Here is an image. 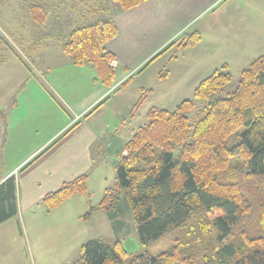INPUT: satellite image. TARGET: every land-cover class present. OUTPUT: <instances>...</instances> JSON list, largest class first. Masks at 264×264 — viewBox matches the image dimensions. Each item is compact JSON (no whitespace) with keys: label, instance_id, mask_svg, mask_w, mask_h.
<instances>
[{"label":"trees","instance_id":"1","mask_svg":"<svg viewBox=\"0 0 264 264\" xmlns=\"http://www.w3.org/2000/svg\"><path fill=\"white\" fill-rule=\"evenodd\" d=\"M111 1L121 12L146 0ZM28 9L35 26L45 28L46 3L32 1ZM117 33L114 15L85 22L69 30L60 49L73 64H89L97 79L111 87L116 75L114 55L105 44ZM200 39L197 31H186L167 48L192 47ZM230 79L223 65L199 82L194 99H208ZM143 97L144 93L133 109ZM194 106V100L185 99L174 111L149 108L148 122L116 147L120 153L115 163L116 186L105 190L101 206L113 209L120 190H125L139 251L127 253L122 241L110 244L91 238L81 244L80 257L72 264H193L198 258L203 264H264V55L240 71L229 97L210 101L191 121L188 114ZM86 177L81 174L46 194L45 209L84 193ZM16 213V182L9 175L0 181V223ZM171 228L177 234L167 250L152 255L142 249Z\"/></svg>","mask_w":264,"mask_h":264},{"label":"crops","instance_id":"2","mask_svg":"<svg viewBox=\"0 0 264 264\" xmlns=\"http://www.w3.org/2000/svg\"><path fill=\"white\" fill-rule=\"evenodd\" d=\"M262 15V0H146L114 14L118 33L105 44V48L114 55L115 82L111 87L99 90L98 96L88 104L74 109L64 99H58L62 84L22 82L18 85L16 96L19 98L32 96L31 91L38 89L45 91V99L41 94L44 101L66 107L69 118L59 128L55 129L53 125L54 129L43 133V126L32 114L36 105L29 103L31 99H21V104L20 99L15 103L14 99L12 102L0 99V181L13 175L17 194V213L0 226L6 224V230L10 231L17 224L14 218L26 213L30 227H39L42 214L50 211L43 206V197L63 183L85 174L92 166V148L97 149L105 142L109 151L119 142L116 139L106 142L113 135L100 133L99 128L91 124L94 121L87 120L89 116L84 115L92 107L105 99L109 102L111 95H118L112 101L115 119L120 122L131 118L137 120L145 116V109L141 110V106L146 96L136 110L132 107L140 96L139 91H154L152 81L170 84L178 91H193L203 78L223 65L229 71L235 59L245 63L242 66L245 68L244 65L254 58L264 55ZM192 30L200 35L198 44L167 48L182 33ZM17 41L22 43L25 39L18 37ZM155 64L159 65L150 71V75H145ZM135 75L140 79L130 92L123 95L117 91L125 83L131 85V77ZM76 121L78 124L66 132ZM40 130L42 133L39 134ZM22 151L27 156L7 168V156ZM36 207H42V211L37 212ZM75 213L80 220V212ZM67 222L65 217L61 218L56 230L63 232L67 229ZM42 242L40 239L34 245V258L44 249ZM47 250L51 252L49 248Z\"/></svg>","mask_w":264,"mask_h":264},{"label":"rangeland","instance_id":"3","mask_svg":"<svg viewBox=\"0 0 264 264\" xmlns=\"http://www.w3.org/2000/svg\"><path fill=\"white\" fill-rule=\"evenodd\" d=\"M32 1H43L47 5L48 19L45 28L36 27L29 16L28 5ZM99 7L102 10H99ZM262 7L264 21V0ZM91 8L94 11L91 12L89 10ZM116 10L117 6L111 0H0V92L2 94L0 99L7 101L14 99V103L16 99H20L19 104L22 100L31 99L29 103L36 105L32 114L39 121L38 124L43 126V133H47L48 129H54L53 125L55 129L59 128L69 118L65 106L60 103L53 106V103L44 101L41 94L45 99V91L36 89L37 91H31L32 96L19 98L16 96L18 91L16 89L22 82L62 84L63 86H59L58 99H64L74 109L77 106L83 107L96 98L99 90L108 86L97 79L95 70L89 64H73L61 52L60 45L74 26L96 19L111 18ZM18 37H23L25 41L20 43L17 41ZM262 41L264 50V36ZM30 45L32 48L26 50L25 46L30 47ZM20 58L26 65L22 64ZM231 63L230 81L208 99H194V90L178 91L170 84H161L155 80L152 81L153 92L144 90L138 93L140 97L142 93L146 96L141 110L145 109L146 113L150 106H153L174 111L181 101L192 99L195 101V106L188 116L191 121L194 120L198 109L215 98L229 97L236 89L240 71L245 63L241 64L239 59ZM157 65L159 64L152 66L145 75H150V71ZM136 75L131 77L133 81L131 85L125 83L117 91H121L123 95L130 92L140 79ZM117 96L111 95L109 102L105 99L101 106L92 111L89 117L87 116V120H90L89 122L93 120L91 124H95L100 133L113 135V138L106 142L116 139L119 141L116 144L121 145L120 143L126 142L135 130L145 125L149 119L145 114L137 120L131 118L127 122L117 121L112 108V101ZM104 103L106 104L103 105ZM33 135H36L35 132ZM116 144L109 151L106 150L105 142L101 147L91 149L92 166L85 173L86 191L71 196L48 213H43L39 227L38 225L30 227L26 213L23 217L14 218L17 224L10 231L6 230V224L0 226V264H72L80 257V246L84 240L96 238L113 244L115 241L123 242L127 238H137L124 189L120 190L113 209L106 210L101 206L105 190H112L116 186L115 163L120 157V153L113 150ZM26 156L27 153L23 151L8 155L7 168ZM35 209L37 212L42 211V207ZM75 212H80L82 215L80 220L76 218ZM63 217L68 224H65L67 229L61 232L56 228ZM176 234V230L171 228L161 238L142 249L149 250L152 255H158L174 244ZM40 239L43 240L44 249L42 248L39 255L34 258L32 251ZM193 264H203V259L198 258Z\"/></svg>","mask_w":264,"mask_h":264},{"label":"water","instance_id":"4","mask_svg":"<svg viewBox=\"0 0 264 264\" xmlns=\"http://www.w3.org/2000/svg\"><path fill=\"white\" fill-rule=\"evenodd\" d=\"M122 246L127 253H134L140 249V245L134 238H127L123 241Z\"/></svg>","mask_w":264,"mask_h":264}]
</instances>
